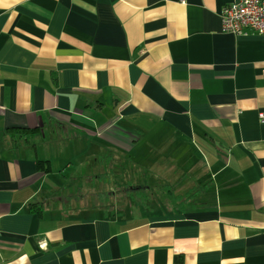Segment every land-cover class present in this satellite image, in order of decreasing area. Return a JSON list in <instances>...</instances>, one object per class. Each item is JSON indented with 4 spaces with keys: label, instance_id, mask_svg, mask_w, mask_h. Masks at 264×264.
Returning <instances> with one entry per match:
<instances>
[{
    "label": "crops",
    "instance_id": "crops-1",
    "mask_svg": "<svg viewBox=\"0 0 264 264\" xmlns=\"http://www.w3.org/2000/svg\"><path fill=\"white\" fill-rule=\"evenodd\" d=\"M239 1L0 0V264H264V37L222 31ZM81 147L166 213L68 208Z\"/></svg>",
    "mask_w": 264,
    "mask_h": 264
},
{
    "label": "rangeland",
    "instance_id": "rangeland-1",
    "mask_svg": "<svg viewBox=\"0 0 264 264\" xmlns=\"http://www.w3.org/2000/svg\"><path fill=\"white\" fill-rule=\"evenodd\" d=\"M82 151L83 147L76 148V150L72 152V159H69L67 162H70L73 168L67 172L66 177L74 179H71L68 182L67 186H70L68 189L66 188L59 191V196L63 197L67 201L68 208H75V211L80 213L79 216H84L85 213H88L89 216L90 212H92L95 208H99L95 207L97 203L101 204L100 206L108 205V207L112 204L115 210H120L119 206L121 205H127V203L130 202V196L127 191H132L133 194L138 192L131 189V186L124 187L117 192L107 190V186L111 182L110 175H107V177L101 176L106 171H103L102 167L94 165V161L97 160L98 157L95 158L93 156L90 158L83 155L85 160L82 161L80 157V155H82ZM98 160L102 163L104 159L99 157ZM63 161V159H60L59 162L56 163L55 170L62 168ZM120 169L122 170L121 167ZM73 171L77 172L74 174ZM83 171L84 173H82ZM146 175L149 176V174ZM97 176H99L98 182L88 184V178L95 179ZM119 185L122 184L119 183ZM149 198L152 199V196H149ZM130 208H127L126 211H130ZM158 212H162V214L166 213L163 209H159Z\"/></svg>",
    "mask_w": 264,
    "mask_h": 264
},
{
    "label": "built area",
    "instance_id": "built-area-1",
    "mask_svg": "<svg viewBox=\"0 0 264 264\" xmlns=\"http://www.w3.org/2000/svg\"><path fill=\"white\" fill-rule=\"evenodd\" d=\"M220 18L224 33L235 36L255 33L264 37V0H241L227 5L223 8ZM259 119L264 123V112L259 114ZM45 246L40 244L41 249Z\"/></svg>",
    "mask_w": 264,
    "mask_h": 264
},
{
    "label": "trees",
    "instance_id": "trees-1",
    "mask_svg": "<svg viewBox=\"0 0 264 264\" xmlns=\"http://www.w3.org/2000/svg\"><path fill=\"white\" fill-rule=\"evenodd\" d=\"M37 131L34 130H30V129H10L8 131V133L10 134L13 142H14V147H17L19 144L18 142L20 140H25L27 142H29V138L32 137V135H35ZM37 169L39 171H42L43 173H48L51 171V165L50 162L48 161H37ZM127 193L130 196L129 201L130 202H136L139 201L138 199H140L141 201V205H135V207H140L144 212L147 213H154L157 209H163L166 210L168 209L167 206L164 205H159L156 206L153 204V202L151 201L152 199L149 198V195L146 194V192L144 191H140L139 193L133 194L132 191H127ZM152 202V203H151ZM131 207L133 205H130ZM39 207V208H38ZM35 209V211H37L38 213H41V208L40 206H38L37 204L32 206V209ZM113 207L109 206L108 210H111ZM107 213H111L112 211H106ZM113 213V212H112Z\"/></svg>",
    "mask_w": 264,
    "mask_h": 264
}]
</instances>
